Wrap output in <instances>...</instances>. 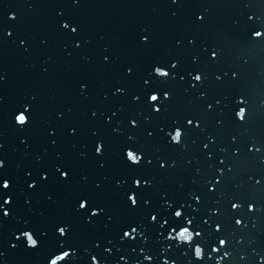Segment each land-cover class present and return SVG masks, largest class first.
I'll return each instance as SVG.
<instances>
[{"label": "water", "instance_id": "obj_1", "mask_svg": "<svg viewBox=\"0 0 264 264\" xmlns=\"http://www.w3.org/2000/svg\"><path fill=\"white\" fill-rule=\"evenodd\" d=\"M257 31L264 0H0V264H264Z\"/></svg>", "mask_w": 264, "mask_h": 264}, {"label": "snow or ice", "instance_id": "obj_2", "mask_svg": "<svg viewBox=\"0 0 264 264\" xmlns=\"http://www.w3.org/2000/svg\"><path fill=\"white\" fill-rule=\"evenodd\" d=\"M65 27H67V25H65ZM73 31H76V29H73ZM260 37H264V35H261ZM162 75H165V74L162 73ZM166 75L169 76L170 73H167ZM197 78H199L200 80H202V77L200 75H199V77H197V75L194 77L195 80H197ZM159 100H160V97H156L154 99V102H157L158 103ZM240 110H239V112H240ZM159 111H160V109H159ZM242 116H243V120H245L247 118L246 111L244 113H242ZM15 120H16V123H18L20 125H23V126H26L29 123V117L26 114V111H21L18 115H16ZM189 123H191V121H189ZM178 138L182 141L183 135H178ZM101 149H102V146L101 147H98L97 148V152H100ZM128 159L131 160V161H133L134 162L133 164L138 165V164L141 163V161H142L143 158H141L140 155L137 152L131 150L128 153ZM136 161H138V163H136ZM63 175L66 177L67 176V173L65 172V173H63ZM136 184L139 185L140 184V181L137 180L136 181ZM3 188H4V185H3ZM130 200H131V203L133 205H136L138 203L137 197L135 195L131 196L130 197ZM79 207L81 209H86L87 208V202L80 203ZM5 214H6V212L4 213V215ZM93 214L95 215V213H93ZM182 215H183V213H177V216H179V218L182 217ZM156 219H157L156 216H152V220L153 221H155ZM191 223H192V221L189 220L188 221V224L191 225ZM239 223H242V222L239 221ZM59 232L61 234H64L65 232H67V229H65V227H60L59 228ZM134 232H136V229L135 228H133L130 232H125L124 235L125 236H128V237H131ZM173 232H176V230L173 229ZM32 233L33 232L25 231V232L22 233V235H23V237H26L27 238V241H28L29 245H31V247L35 248L39 244V241L36 239V237L33 236ZM187 234H188V231H187V229H185L183 232H181V231L176 232V235L174 237H170V238L176 239L177 236L183 237V236H185ZM221 241H224V240H221ZM224 242L226 244V241H224ZM218 250L219 249H216V251H218ZM70 255H71L70 252L64 251V252L61 253V255L57 256L56 259L51 260V264H60V262L66 261L67 258ZM166 264H167V262H166Z\"/></svg>", "mask_w": 264, "mask_h": 264}, {"label": "clouds", "instance_id": "obj_3", "mask_svg": "<svg viewBox=\"0 0 264 264\" xmlns=\"http://www.w3.org/2000/svg\"><path fill=\"white\" fill-rule=\"evenodd\" d=\"M261 35H264V32L257 31V32L254 33V36L257 37V38H259ZM155 73H156L159 77L167 78L168 75H166V74L169 73V72H168L166 69H163V68H160V67H156V68H155ZM162 73H164L165 75H162ZM197 77H199V75H197ZM196 81H201V80H200L199 78H197ZM156 97H159V95H158V94H152L151 97H150V100H151L152 102H154V99H155ZM156 111H159V108H157ZM245 111H246V109H243V108H242V109L240 110V112L237 114L238 117H239V119H240L241 121H243L242 113H244ZM17 124H18V123H17ZM18 125L21 126V127H23V125H20V124H18ZM178 135H183V132H182L181 129H176L175 132H174V134H173L172 137H171V138H172V141L175 142V143H177V144L181 143V140L178 138ZM130 151H131V150H128V151L126 152L127 159H128V153H129ZM139 155H140V154H139ZM140 157L143 158L141 155H140ZM128 161H130L132 164L134 163L133 161H131V160H129V159H128ZM136 163H138V161H136ZM0 167H3V161H0ZM3 185H4V188H5V189H8V188L10 187V182L7 181V180H5L4 183H3ZM10 202H11V200H10V198H9V199L6 201V203H10ZM234 207H238V205H234ZM177 213H182V211L177 210V211L175 212V216H176L177 218H179V216H177ZM237 223H239V221H237ZM185 229H191V227H188V226H186V227H182L180 231L183 232ZM191 233H195V234H196V237L199 236V235H201V233L193 232L192 230H191ZM176 240H178L181 244L189 243V242H191V240H192V238H191V234L188 232V234L185 235V236H183V237L177 236V237H176ZM220 243H221L222 246L225 245V242H224V241H221ZM27 245H28V243H27ZM28 246H29V245H28ZM214 250H216V249H214ZM194 255H195V257H196L197 259H203V257H204V249H203L201 246L197 245V246L195 247V249H194ZM149 259H150V258H149ZM93 264H99V261L96 260L95 257H93Z\"/></svg>", "mask_w": 264, "mask_h": 264}]
</instances>
